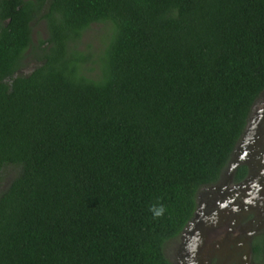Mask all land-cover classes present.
Instances as JSON below:
<instances>
[{
  "label": "trees",
  "instance_id": "1",
  "mask_svg": "<svg viewBox=\"0 0 264 264\" xmlns=\"http://www.w3.org/2000/svg\"><path fill=\"white\" fill-rule=\"evenodd\" d=\"M0 18V170L19 165L0 264H174L166 242L264 91V0H0ZM92 24L97 50L79 46Z\"/></svg>",
  "mask_w": 264,
  "mask_h": 264
},
{
  "label": "flooded vegetation",
  "instance_id": "2",
  "mask_svg": "<svg viewBox=\"0 0 264 264\" xmlns=\"http://www.w3.org/2000/svg\"><path fill=\"white\" fill-rule=\"evenodd\" d=\"M8 20L9 18H0V22L4 24ZM33 23L32 21L31 25ZM33 32L34 29L31 28L32 39ZM29 48L25 50L23 61L30 60L31 64L25 73L36 63ZM21 69L22 65L15 73H20ZM261 101L263 106L257 122L258 129L254 130L253 136L246 142H240L238 150L232 151L227 165L216 181L200 186L192 216L178 235L170 239L176 242L197 225L206 228L200 236L191 239L192 252L177 253L176 258L171 260L174 264H242L244 260L249 264H264L263 260L253 258V242L264 231V203L259 193V189L264 190V176L261 187L252 189L253 197L249 196L250 190L237 187L250 173L251 158L264 151V97L261 98V94L254 105ZM231 162L237 163L230 168ZM239 164L246 165V172L237 179L235 170Z\"/></svg>",
  "mask_w": 264,
  "mask_h": 264
},
{
  "label": "rangeland",
  "instance_id": "3",
  "mask_svg": "<svg viewBox=\"0 0 264 264\" xmlns=\"http://www.w3.org/2000/svg\"><path fill=\"white\" fill-rule=\"evenodd\" d=\"M32 28L34 29L33 32V39L35 40L37 37H44L46 34L45 24L43 20H37L32 24ZM105 31L101 29L100 24H92L87 29H85L81 35L79 46L81 48L87 49L92 48L94 50H97L102 44L101 39L104 38ZM30 60H24L22 63V69L19 71L20 73H25L28 71L27 67L30 66ZM36 64V63H35ZM92 66V65H90ZM93 70L90 69V73H92ZM264 97V91L261 93V98ZM258 124V123H257ZM255 126V129H258L257 125ZM19 171V165L9 163L4 165L0 170V190L5 188L10 180L18 173ZM263 180V176L261 177V181ZM262 183V182H260ZM260 195L264 194V190L259 189ZM202 217V216H201ZM201 221L203 220L200 219ZM206 231V228L202 227L201 225H197L193 227L189 233L186 235H182L176 242L174 240H168L164 246V251L166 256L170 260H174L177 256V253L183 251L185 254L192 252V245L193 242H191V239H193L196 236H200L201 233ZM196 251V248L194 252ZM194 255H196L194 253ZM242 264H249L248 261H243Z\"/></svg>",
  "mask_w": 264,
  "mask_h": 264
},
{
  "label": "water",
  "instance_id": "4",
  "mask_svg": "<svg viewBox=\"0 0 264 264\" xmlns=\"http://www.w3.org/2000/svg\"><path fill=\"white\" fill-rule=\"evenodd\" d=\"M255 103V102H254ZM252 105L250 113L248 115L246 124L243 128L242 134L239 138V143H237L233 149V152L237 149H239L238 145L240 142H246L250 137L253 136L255 126L258 122L260 112L263 106V101L256 103L255 105ZM237 162H231L230 168L233 167ZM250 166V173L249 175L237 185L239 188L245 187V189L250 190V195L253 197L252 189L256 188L259 189L261 187V177L264 176V151H261L259 154L253 156L249 162ZM262 199L264 203V194H262ZM262 207V206H261Z\"/></svg>",
  "mask_w": 264,
  "mask_h": 264
},
{
  "label": "clouds",
  "instance_id": "5",
  "mask_svg": "<svg viewBox=\"0 0 264 264\" xmlns=\"http://www.w3.org/2000/svg\"><path fill=\"white\" fill-rule=\"evenodd\" d=\"M149 210L152 212L153 216L156 218L161 217L165 212V208L162 205L160 206L152 205Z\"/></svg>",
  "mask_w": 264,
  "mask_h": 264
}]
</instances>
